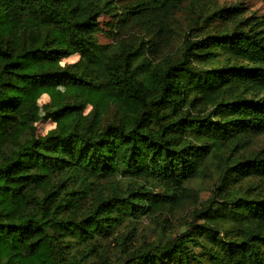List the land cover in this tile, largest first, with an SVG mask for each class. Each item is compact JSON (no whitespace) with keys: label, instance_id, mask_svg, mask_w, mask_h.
<instances>
[{"label":"trees","instance_id":"trees-1","mask_svg":"<svg viewBox=\"0 0 264 264\" xmlns=\"http://www.w3.org/2000/svg\"><path fill=\"white\" fill-rule=\"evenodd\" d=\"M104 14L135 31L101 44ZM261 135L264 16L242 4L0 0V264H264ZM213 166L185 229L139 236Z\"/></svg>","mask_w":264,"mask_h":264},{"label":"rangeland","instance_id":"rangeland-1","mask_svg":"<svg viewBox=\"0 0 264 264\" xmlns=\"http://www.w3.org/2000/svg\"><path fill=\"white\" fill-rule=\"evenodd\" d=\"M127 0H118L121 4H125ZM218 2L222 5H230V4H242L246 10L247 16H256L263 17L264 16V0H218ZM181 18L182 14H178ZM188 15L182 18L183 26H186L188 20ZM102 30L97 34L98 40L101 44H112L115 42L116 36H127L129 33L135 31V27H132V23L129 21L128 23L123 24V30L120 28L121 23L118 19V16L113 14H104L99 19ZM79 59V55H73L69 58H65L64 60L57 62L56 65H64L66 63H73ZM54 89L64 91L62 87H55ZM55 97H58V94L55 93ZM53 95L46 93L42 95L39 99V120L35 123L36 132L39 135H45L48 131L54 129L57 126V123L53 121L50 117H45V105L51 104L53 102ZM59 100L63 102L72 101L70 98L65 99V97H61ZM91 106L89 105L85 112H89L91 110ZM112 110V111H111ZM120 116L117 113V109L115 106H112L110 110L106 112L103 116V121L106 122L109 119ZM254 148H261L264 146V135L257 136L253 143ZM0 151H1V139H0ZM204 172L201 175V178L191 183V187L194 189L188 194L186 198V202L183 206L179 207H168L164 209L160 214V219L154 221L149 219L148 217L143 218V221L140 224V232L139 236H145L149 239H155L160 236L161 233L167 234L165 235L168 239L173 236V232L181 231L186 228V224L190 221L196 214L197 209L201 208L202 204L206 199L211 198L213 195L212 188L214 182L216 181V172L215 167L213 166L210 169H204ZM203 219L199 220L202 222Z\"/></svg>","mask_w":264,"mask_h":264}]
</instances>
